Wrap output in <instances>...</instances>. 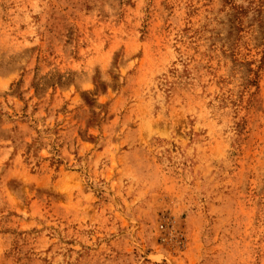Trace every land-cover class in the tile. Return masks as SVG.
<instances>
[{
	"label": "rangeland",
	"instance_id": "rangeland-1",
	"mask_svg": "<svg viewBox=\"0 0 264 264\" xmlns=\"http://www.w3.org/2000/svg\"><path fill=\"white\" fill-rule=\"evenodd\" d=\"M0 264H264V0H0Z\"/></svg>",
	"mask_w": 264,
	"mask_h": 264
}]
</instances>
